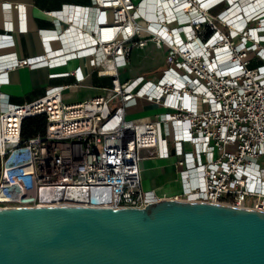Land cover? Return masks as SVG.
<instances>
[{"label":"built area","instance_id":"1","mask_svg":"<svg viewBox=\"0 0 264 264\" xmlns=\"http://www.w3.org/2000/svg\"><path fill=\"white\" fill-rule=\"evenodd\" d=\"M221 1L228 5L225 13L211 16L209 9ZM233 1L92 0L89 7H67L64 16L48 12L68 27L38 32L42 55H1L0 75L23 67L54 70L86 58L93 70L109 73L111 83L104 95L73 104L63 101L68 86L47 88L21 105L2 102L0 208L141 209L168 198L264 211V8L258 2L249 14H235ZM148 5L157 8L152 16ZM1 6L22 11L18 4ZM105 12L110 21L95 23L89 33L72 26L86 27L90 14ZM20 15L19 30L26 31ZM54 41L62 47L50 48ZM8 42L0 39V47ZM149 43L164 51L160 75L121 80L132 52ZM68 75L75 85L84 80L80 68L50 77ZM139 100L163 112L128 118ZM36 116L46 117L45 131L23 141V120ZM145 158H173L181 191L167 196L145 190ZM92 193L110 201L93 205ZM41 194L52 200L41 201Z\"/></svg>","mask_w":264,"mask_h":264},{"label":"water","instance_id":"2","mask_svg":"<svg viewBox=\"0 0 264 264\" xmlns=\"http://www.w3.org/2000/svg\"><path fill=\"white\" fill-rule=\"evenodd\" d=\"M0 264H264V211L168 198L141 209L0 208Z\"/></svg>","mask_w":264,"mask_h":264},{"label":"crops","instance_id":"3","mask_svg":"<svg viewBox=\"0 0 264 264\" xmlns=\"http://www.w3.org/2000/svg\"><path fill=\"white\" fill-rule=\"evenodd\" d=\"M230 1H232V4L234 3L233 0ZM258 2L262 4L258 5ZM1 4H18L21 6L22 11L6 8L1 6ZM237 4L240 10L239 8L234 10L233 13L235 14L240 12L249 14L256 4L259 8H264V0H238ZM91 5L92 0H0V39L10 40L6 45L0 47V56L14 54L17 58L22 59L42 55L45 47L38 32L40 30H55L60 33L69 24L65 19L51 16L48 12L62 11L64 16L66 15L65 9L69 6L89 7ZM227 6L226 2L221 1L214 7H211L208 13L211 16L219 17L225 13ZM153 9L154 7L151 10L153 11ZM20 13L24 15L26 31L19 30L23 17H21ZM101 20L110 21L109 12L97 15L90 14L86 27L84 25L81 27L74 23L72 26L76 30L80 29L81 32L89 33L91 32L92 25L99 23ZM49 46L52 49H58L62 47V44L59 41H54ZM149 46L155 50V54L152 55L157 56L158 54H162L164 62V51L155 48L152 43H149L144 49L137 51H146ZM69 47L68 44L65 45V48H68L67 50H69ZM131 57L127 68L131 64ZM153 60V57H151L152 63ZM76 68H80L84 75V80L79 85H75L74 77L71 75L57 78L50 77L52 73H71ZM54 70L46 68L30 70L26 67L7 70L4 74L0 75V107L4 100H7L9 104L15 105L32 102L40 98L47 88L53 86H68L63 91V101L66 104H73L92 97L102 96L105 90L110 87V74L98 69L93 70L86 58L68 61L66 66ZM125 71L124 69L123 73ZM123 73L120 75L121 80L145 75L141 73L129 77L127 74L123 76ZM162 112L163 110L158 106L144 100H139L135 106L128 108L127 116L130 119L140 120L153 118ZM141 177L145 190L153 189L167 196H173L181 191L180 184L176 181L174 169L165 160L145 158L141 162Z\"/></svg>","mask_w":264,"mask_h":264},{"label":"rangeland","instance_id":"4","mask_svg":"<svg viewBox=\"0 0 264 264\" xmlns=\"http://www.w3.org/2000/svg\"><path fill=\"white\" fill-rule=\"evenodd\" d=\"M133 1L137 3L138 0ZM152 54H155V50H153L151 46H149L148 50L146 51L135 50L132 53L130 66L127 69L125 68L126 71L124 73L122 72V75L124 76L127 74L129 77H131L143 73L145 74L144 76L148 78L159 76L161 69L164 68L163 57L162 54H158L157 56ZM151 57L154 59L153 63L151 62ZM173 161L174 160L172 158L167 161V164L172 165Z\"/></svg>","mask_w":264,"mask_h":264},{"label":"trees","instance_id":"5","mask_svg":"<svg viewBox=\"0 0 264 264\" xmlns=\"http://www.w3.org/2000/svg\"><path fill=\"white\" fill-rule=\"evenodd\" d=\"M45 127H46L45 116L26 118L23 120L21 126V139L23 141H26L37 134H42L45 131Z\"/></svg>","mask_w":264,"mask_h":264},{"label":"bare ground","instance_id":"6","mask_svg":"<svg viewBox=\"0 0 264 264\" xmlns=\"http://www.w3.org/2000/svg\"><path fill=\"white\" fill-rule=\"evenodd\" d=\"M239 3V2H238ZM161 5V4H160ZM164 5V4H163ZM163 5H161V9H163V8H166V5H164L165 7H163ZM154 7V9L153 10H156L157 8H156V6L155 5H148L147 6V9H149V10H146L147 11V13H148V15H150V16H152L153 14H152V8ZM168 7V6H167ZM166 10L168 11L169 9H167L166 8Z\"/></svg>","mask_w":264,"mask_h":264}]
</instances>
